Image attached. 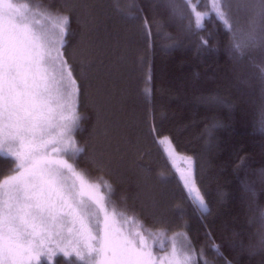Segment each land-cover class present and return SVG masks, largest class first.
Segmentation results:
<instances>
[{
    "label": "snow or ice",
    "instance_id": "snow-or-ice-1",
    "mask_svg": "<svg viewBox=\"0 0 264 264\" xmlns=\"http://www.w3.org/2000/svg\"><path fill=\"white\" fill-rule=\"evenodd\" d=\"M166 4L173 19L188 21L182 30L197 37L199 48L208 47L199 32L211 16L229 36L227 50L234 63L256 53L264 56V0H210L207 11L200 10L198 0ZM117 11L126 20L138 18ZM74 20L79 34L71 27ZM143 28L150 35L147 18ZM98 30L91 0H48L35 7L0 0V156L11 165L10 174L0 177V264H54L58 255L68 264H212L206 249L231 264L220 245L198 246L184 231L173 233L167 247L154 251L166 230L148 229L119 210L111 183L103 177L93 181L79 168L81 158L101 171L111 170L113 163L114 115L106 81L117 69L98 59L100 45L94 38ZM259 79L264 85V67ZM86 97L95 115L90 146L77 139L83 131L81 121L88 118L79 112ZM200 99L210 106L225 103L217 96ZM219 126L213 122L206 132L211 137ZM260 130L264 132V122ZM149 134L164 146L173 164L178 157L182 160L184 167L176 171L203 223L209 209L197 185L195 158L178 153L172 136L162 134L155 124L149 125ZM244 190L252 191L248 185ZM130 220L138 224L136 229L125 228ZM205 236L212 240L210 232ZM258 248L264 250V235ZM256 250L257 246H248L250 253Z\"/></svg>",
    "mask_w": 264,
    "mask_h": 264
},
{
    "label": "trees",
    "instance_id": "trees-1",
    "mask_svg": "<svg viewBox=\"0 0 264 264\" xmlns=\"http://www.w3.org/2000/svg\"><path fill=\"white\" fill-rule=\"evenodd\" d=\"M16 1L33 7L48 3ZM198 2L201 11L208 10L210 0ZM91 3L99 23L94 33L100 45L98 59L117 69L106 81L109 110L114 115L113 163L111 170L101 171L81 158L79 168L93 181L103 177L111 183L118 209L143 221L146 228L166 230L167 238L187 232L198 246L220 245L231 264H264V250L258 248L264 235V132L260 130L264 85L259 79L264 56L256 53L234 63L227 50L229 36L211 16L204 21L205 30L199 32L208 40V47L199 48L197 37L182 30L188 21L173 19L166 0ZM118 8L138 18L124 19ZM239 17L244 23V15ZM145 18L150 35L143 28ZM71 27L79 34L75 20ZM173 43L178 46L169 48ZM207 96L220 97L225 103H202L200 98ZM79 112L88 118L81 121L83 131L77 133V139L90 146L95 115L89 98L82 100ZM213 122L220 126L210 137L206 128ZM150 124L172 136L178 153L195 158L197 185L209 209L203 223L163 145L149 134ZM10 168L8 159L0 156V177L8 176ZM244 185L252 191L245 192ZM185 223L188 227H181ZM206 231L211 233V241ZM249 245L257 246L254 254L248 251ZM205 255L212 264H224L213 249H206ZM54 264L68 261L58 255Z\"/></svg>",
    "mask_w": 264,
    "mask_h": 264
},
{
    "label": "rangeland",
    "instance_id": "rangeland-1",
    "mask_svg": "<svg viewBox=\"0 0 264 264\" xmlns=\"http://www.w3.org/2000/svg\"><path fill=\"white\" fill-rule=\"evenodd\" d=\"M14 2H15V3H26V2H24V1H16V0H14ZM38 18H39V17H37V19H38ZM163 147H164V146H163ZM180 154H181V153H180ZM182 155H184V154H182ZM184 156H187V155H184ZM171 163H172V165H173V167H174L175 169H177V168H181V169H182V168L184 167V165H183V163H182V160H181L179 157L176 159V161L174 162V164H173L172 161H171ZM137 227H138V224L132 222L131 220H130L127 224H125V228H127V229H136ZM172 235H173V233L170 234L169 237H171ZM169 237H168V238H169ZM168 238H167V237H164L162 244H161L160 242L155 243V244L153 245V249H154V251L159 252V249H160L161 246L167 247V246L169 245V239H168ZM61 256H62V255H61ZM44 262L48 263L47 261H44Z\"/></svg>",
    "mask_w": 264,
    "mask_h": 264
}]
</instances>
